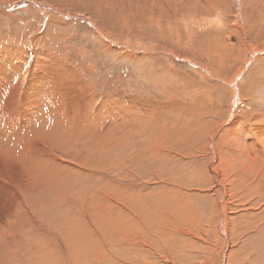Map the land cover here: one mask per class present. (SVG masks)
Wrapping results in <instances>:
<instances>
[{
    "label": "rangeland",
    "instance_id": "obj_1",
    "mask_svg": "<svg viewBox=\"0 0 264 264\" xmlns=\"http://www.w3.org/2000/svg\"><path fill=\"white\" fill-rule=\"evenodd\" d=\"M0 74L52 137L0 264H264V0H0Z\"/></svg>",
    "mask_w": 264,
    "mask_h": 264
},
{
    "label": "bare ground",
    "instance_id": "obj_2",
    "mask_svg": "<svg viewBox=\"0 0 264 264\" xmlns=\"http://www.w3.org/2000/svg\"><path fill=\"white\" fill-rule=\"evenodd\" d=\"M3 49V48H2ZM16 56V53L12 54ZM12 72H7L6 83L9 84L10 77L13 82H16V75ZM51 74L48 71L34 79H30L25 87L19 88L18 93L21 92V95H25V101L29 104L35 105L37 101L41 100L43 96L50 94L48 88L45 85V80H39V77L49 78ZM52 77V76H51ZM1 79L5 80V76L0 74V91H1ZM5 112L9 110V107H4ZM10 116L9 123L13 129H10L14 132V138L11 140L4 135H0V185L1 187L8 186L11 192L10 199L7 203L0 206V219L3 215L10 209V202H14L20 199V194L22 190L34 185V180L30 174L26 175L28 171L37 170V168L31 165L32 161L37 162V158H48L47 154H39L37 148L39 145L47 146L52 141L51 129L48 130V126L44 125V120L47 118L45 114V108H41L39 111H34L30 116V125L28 127L20 125L23 124L26 119L24 115L19 110L13 114V111H9ZM42 119V120H41ZM42 125L40 124V121ZM8 127V122L0 112V132L6 130ZM47 128V129H46ZM24 145L20 149L19 142L23 141ZM5 141H9L10 146L3 145ZM17 151V153H16ZM15 173H22L23 179L16 180ZM51 181L54 183L58 180H61L60 175H56L53 179V176H49Z\"/></svg>",
    "mask_w": 264,
    "mask_h": 264
}]
</instances>
